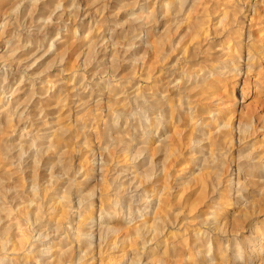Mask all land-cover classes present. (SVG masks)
<instances>
[{
	"label": "rangeland",
	"instance_id": "1",
	"mask_svg": "<svg viewBox=\"0 0 264 264\" xmlns=\"http://www.w3.org/2000/svg\"><path fill=\"white\" fill-rule=\"evenodd\" d=\"M262 44L264 0H0V264H264Z\"/></svg>",
	"mask_w": 264,
	"mask_h": 264
},
{
	"label": "bare ground",
	"instance_id": "2",
	"mask_svg": "<svg viewBox=\"0 0 264 264\" xmlns=\"http://www.w3.org/2000/svg\"><path fill=\"white\" fill-rule=\"evenodd\" d=\"M250 33H251V36H250L251 38L255 37V42H253L252 44L253 45L257 44L259 42V40H261L260 32L252 29L250 31ZM252 47L253 46L251 45V51L254 50V49L252 50ZM253 48H255V46ZM263 48H264V44L256 45V50H258L257 52L261 51L260 54L263 53L262 52ZM255 56L257 57V55H255ZM255 56H254V58H256ZM259 57H260V55H259ZM217 75H219V73H215V76H217ZM255 80H256V78H255ZM213 86H214L213 88L215 91L214 95L216 97H219V99L217 98L219 102L217 104H213L214 102L209 103L208 101L211 100V98H210V96H206L205 97L206 100H202V101H200V104L198 103L199 105H197L196 107L194 106L195 110H194V112L192 111L193 114L191 113L192 115L190 116L191 117L190 121H188L186 118L181 119L183 121V123L185 122L183 124L184 125L183 127L184 128L186 127V128L183 129V131L176 132L175 133L176 135L175 134L173 135V137H175L173 140L174 145L177 147L176 151L182 152L184 150V148L188 146V144H191L192 136H194L195 133L197 132L198 124H199V126L205 124V126L209 127L208 129H206L205 135H208L207 137L210 140L208 147L210 148L211 151L213 150V148L215 150L217 148V146L221 144V139L216 137L217 131L214 130L215 128H210V126H211V124H213L214 122H216L218 120H220L221 122L227 123V121L230 120L229 115L232 113V109H230V106H228V104L225 102V100H223L224 98L218 93L219 89H218V87H216L217 85L214 84ZM201 102H203V104H202L203 106L200 107ZM203 128H204V125H203ZM178 130H180V129H178ZM200 132H202V129ZM218 148H219V146H218Z\"/></svg>",
	"mask_w": 264,
	"mask_h": 264
}]
</instances>
